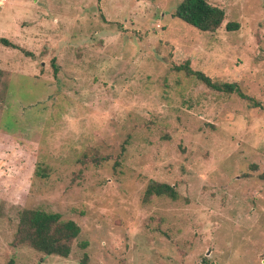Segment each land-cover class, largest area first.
<instances>
[{
  "label": "rangeland",
  "instance_id": "374dc122",
  "mask_svg": "<svg viewBox=\"0 0 264 264\" xmlns=\"http://www.w3.org/2000/svg\"><path fill=\"white\" fill-rule=\"evenodd\" d=\"M182 1L0 0V264H264V109L175 69L264 103V0H208L215 32ZM24 208L80 225L69 256L14 244Z\"/></svg>",
  "mask_w": 264,
  "mask_h": 264
},
{
  "label": "trees",
  "instance_id": "16d2710c",
  "mask_svg": "<svg viewBox=\"0 0 264 264\" xmlns=\"http://www.w3.org/2000/svg\"><path fill=\"white\" fill-rule=\"evenodd\" d=\"M174 17L183 21L191 28L201 32H215L224 23L227 15L223 7L210 3L208 0H183L175 10ZM226 28L238 30L240 23L229 21ZM0 44L18 47L6 37H0ZM27 54H30L27 52ZM175 69L184 71L188 76L196 78L207 87L226 94H236L250 101L253 107L264 109V103L255 97L247 95L238 82L219 81L206 75L203 71L191 66L190 60L176 64ZM4 71L0 69V83ZM48 167L40 164L37 170L39 176L48 174ZM264 179V173L261 174ZM154 196H166L177 200L180 196L176 185L157 180H151L145 189L144 201L149 202ZM81 232L80 225L74 220H64L58 212L46 211L42 208H24L19 214L18 228L15 233V245H29L44 254H54L63 257L70 255L73 244ZM87 247V242L82 244ZM7 264H18L15 259H10Z\"/></svg>",
  "mask_w": 264,
  "mask_h": 264
}]
</instances>
